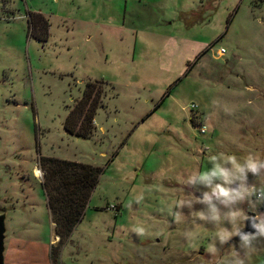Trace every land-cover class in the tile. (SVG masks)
<instances>
[{"label": "rangeland", "instance_id": "374dc122", "mask_svg": "<svg viewBox=\"0 0 264 264\" xmlns=\"http://www.w3.org/2000/svg\"><path fill=\"white\" fill-rule=\"evenodd\" d=\"M37 155L101 170L53 264H264V0H0L2 264H52Z\"/></svg>", "mask_w": 264, "mask_h": 264}, {"label": "trees", "instance_id": "16d2710c", "mask_svg": "<svg viewBox=\"0 0 264 264\" xmlns=\"http://www.w3.org/2000/svg\"><path fill=\"white\" fill-rule=\"evenodd\" d=\"M46 25L41 14L26 12V36L44 39L47 35ZM35 30L39 31V35H36ZM102 97L104 88L101 81H85L79 97L65 113L61 123L63 131L75 137L89 138L93 130V115L95 110L102 106ZM37 165L42 175L40 186L45 206L53 225V235L56 237V242L48 248V258L53 264L57 260L59 246L81 219L90 191L95 186L101 170L86 163L39 155Z\"/></svg>", "mask_w": 264, "mask_h": 264}, {"label": "water", "instance_id": "95a60500", "mask_svg": "<svg viewBox=\"0 0 264 264\" xmlns=\"http://www.w3.org/2000/svg\"><path fill=\"white\" fill-rule=\"evenodd\" d=\"M235 184L230 186L231 190H235ZM197 197H200L198 194ZM256 219L254 216L249 215L243 219L242 228L238 230L234 236H232L229 241H240L244 236L256 234L257 230L255 228ZM3 215L0 214V264H2V238H3Z\"/></svg>", "mask_w": 264, "mask_h": 264}, {"label": "clouds", "instance_id": "9594fccd", "mask_svg": "<svg viewBox=\"0 0 264 264\" xmlns=\"http://www.w3.org/2000/svg\"><path fill=\"white\" fill-rule=\"evenodd\" d=\"M251 167H252L253 169H255V165H254V164L251 165ZM36 174L39 176V175H40L39 171H37Z\"/></svg>", "mask_w": 264, "mask_h": 264}, {"label": "built area", "instance_id": "2783aa9c", "mask_svg": "<svg viewBox=\"0 0 264 264\" xmlns=\"http://www.w3.org/2000/svg\"><path fill=\"white\" fill-rule=\"evenodd\" d=\"M222 53V49L220 48L218 51V54ZM202 131V128L200 129V132Z\"/></svg>", "mask_w": 264, "mask_h": 264}, {"label": "crops", "instance_id": "0c3cea01", "mask_svg": "<svg viewBox=\"0 0 264 264\" xmlns=\"http://www.w3.org/2000/svg\"><path fill=\"white\" fill-rule=\"evenodd\" d=\"M34 169H36V168H34ZM48 212V211H47ZM48 216H49V213H48ZM50 220V219H49ZM50 224H51V226H52V223L50 222ZM52 238V237H51ZM56 238V237H55ZM50 241H51V239H50Z\"/></svg>", "mask_w": 264, "mask_h": 264}, {"label": "bare ground", "instance_id": "6f19581e", "mask_svg": "<svg viewBox=\"0 0 264 264\" xmlns=\"http://www.w3.org/2000/svg\"><path fill=\"white\" fill-rule=\"evenodd\" d=\"M35 171H37V169Z\"/></svg>", "mask_w": 264, "mask_h": 264}]
</instances>
